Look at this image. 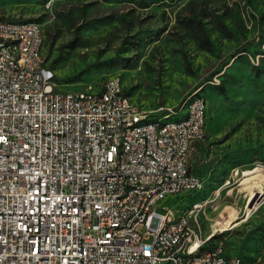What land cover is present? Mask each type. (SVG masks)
Segmentation results:
<instances>
[{"label":"rangeland","instance_id":"374dc122","mask_svg":"<svg viewBox=\"0 0 264 264\" xmlns=\"http://www.w3.org/2000/svg\"><path fill=\"white\" fill-rule=\"evenodd\" d=\"M0 19L41 26L43 58L65 90L115 76L165 121L175 116L154 111L204 97L205 133L188 169L205 189L168 195L156 211L202 207L193 218L200 239L242 264H264V0H0ZM194 23L210 51L198 46Z\"/></svg>","mask_w":264,"mask_h":264},{"label":"built area","instance_id":"2783aa9c","mask_svg":"<svg viewBox=\"0 0 264 264\" xmlns=\"http://www.w3.org/2000/svg\"><path fill=\"white\" fill-rule=\"evenodd\" d=\"M15 32V48L25 59L0 61V264H208L216 252L201 251L199 261L176 260L188 239L166 232L171 209L157 213L158 203L182 191L194 193L204 179L190 172L187 153L203 137L206 101L192 103L191 120L152 135V128L128 137L117 130L138 116L137 105H125L126 92L115 78L82 99L55 81L45 60L43 31L37 26L2 28ZM10 52V50H8ZM38 64L40 74L18 70V62ZM155 113H178L155 110ZM141 137L149 138L142 147ZM125 138V145H118ZM161 143V150H153ZM140 171V183H133ZM123 183H132L125 203H115ZM151 192V202L142 193ZM202 207L185 213L198 216ZM128 213L150 220V230L133 235ZM194 230V227H184ZM233 263V261H231ZM217 264H221L217 261Z\"/></svg>","mask_w":264,"mask_h":264},{"label":"bare ground","instance_id":"6f19581e","mask_svg":"<svg viewBox=\"0 0 264 264\" xmlns=\"http://www.w3.org/2000/svg\"><path fill=\"white\" fill-rule=\"evenodd\" d=\"M40 31L42 28L39 24L35 22L29 21H13V28H25L26 26H37ZM2 28H11V21L3 20ZM44 45V40H43ZM10 50V52H8ZM3 53H8V59L10 61L24 60L25 59V51L22 48H15V32L11 31H2L0 29V61L3 59ZM35 58H43V51H35ZM18 70H22L25 73H33L40 74V67L38 64H33L31 61H21L18 62ZM51 70V74L53 76L54 72ZM108 78H115V76H111ZM116 81L121 83L120 79L116 77ZM103 83L97 89H102ZM71 91V90H68ZM79 91V97L82 99H92V92L96 91V89H85V90H77ZM205 99L196 93H192L188 95L178 106V113H169L170 115H174V120H154L150 118L151 115L148 114L147 111L142 110L137 104H135L129 96L126 94L124 97L125 105H137L138 116H146L143 118H135L130 120L128 123H123L117 130V137H128L129 135L134 134V132L139 130H148L152 128V135H161L162 130H168V128L173 126H185L187 122L191 120V108L192 103H196L197 101H204ZM168 110H172V107ZM206 113H202L201 122H207ZM206 128V125H205ZM202 137H197V141H199ZM195 142L191 143V149ZM118 145H125V138H118ZM141 145L142 147H149V138L141 137ZM153 150H161V143H153ZM191 151V150H190ZM189 151V153H190ZM189 153H187V160ZM182 177H190V171L188 167H183ZM133 183H140V171H133ZM205 185L199 184L195 186L194 193H200L203 191ZM132 190V183H123L121 185V191L117 196H115V203H125L128 200V193ZM142 201L151 202V192L142 193ZM171 223L166 224V232L175 231V224H180V227H177V235H179V239H188L189 238V247H181L176 252V260H184L189 254L190 261H199L200 260V252L198 250H191L189 253V248H198L200 243L199 237V228L195 224V220L193 221L194 216H189L187 219L185 218V214L175 215V213L171 210ZM184 227H194V230H184ZM128 229H133V235H142L143 230H150V220L142 219L137 225V215L135 213H128ZM214 237V236H213ZM210 237H207V244H201V251L203 252H216V259H208V264H217V261L221 264H242L239 258L233 256H226L221 246H210L209 242ZM233 261V263L231 262Z\"/></svg>","mask_w":264,"mask_h":264},{"label":"trees","instance_id":"16d2710c","mask_svg":"<svg viewBox=\"0 0 264 264\" xmlns=\"http://www.w3.org/2000/svg\"><path fill=\"white\" fill-rule=\"evenodd\" d=\"M195 24V23H194ZM220 28L223 30V25L220 26ZM193 29V27H192ZM194 32H195V39L198 43V46L201 49H204L206 51H210L211 50V42L209 41L204 29L201 27L200 23H196L194 25Z\"/></svg>","mask_w":264,"mask_h":264},{"label":"water","instance_id":"95a60500","mask_svg":"<svg viewBox=\"0 0 264 264\" xmlns=\"http://www.w3.org/2000/svg\"><path fill=\"white\" fill-rule=\"evenodd\" d=\"M255 195H257V193H255ZM253 200H251L249 203H248V207L251 208L252 204H253Z\"/></svg>","mask_w":264,"mask_h":264},{"label":"crops","instance_id":"0c3cea01","mask_svg":"<svg viewBox=\"0 0 264 264\" xmlns=\"http://www.w3.org/2000/svg\"><path fill=\"white\" fill-rule=\"evenodd\" d=\"M127 94V93H126ZM204 98V97H203ZM205 99V98H204ZM206 101V100H205ZM206 104H207V102H206ZM208 107V106H207ZM195 144V143H194ZM188 168H189V166H188ZM192 174H194V173H192ZM195 175H197V174H195ZM197 176H199V175H197ZM199 177H202V176H199ZM203 178V177H202ZM204 179V178H203ZM204 181H205V179H204ZM205 186H206V182H205ZM205 189V188H204Z\"/></svg>","mask_w":264,"mask_h":264}]
</instances>
